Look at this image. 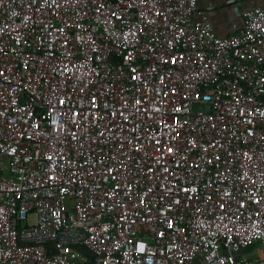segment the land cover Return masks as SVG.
I'll return each instance as SVG.
<instances>
[{
  "label": "built area",
  "instance_id": "built-area-1",
  "mask_svg": "<svg viewBox=\"0 0 264 264\" xmlns=\"http://www.w3.org/2000/svg\"><path fill=\"white\" fill-rule=\"evenodd\" d=\"M242 17L0 0V264H264V4Z\"/></svg>",
  "mask_w": 264,
  "mask_h": 264
},
{
  "label": "crops",
  "instance_id": "crops-1",
  "mask_svg": "<svg viewBox=\"0 0 264 264\" xmlns=\"http://www.w3.org/2000/svg\"><path fill=\"white\" fill-rule=\"evenodd\" d=\"M263 4L264 0H198L199 7L207 13L215 31L220 36L233 33L242 24L243 10ZM48 244L51 246L53 243ZM78 249L83 256L78 264H95V256L91 251L84 246H79Z\"/></svg>",
  "mask_w": 264,
  "mask_h": 264
},
{
  "label": "water",
  "instance_id": "water-1",
  "mask_svg": "<svg viewBox=\"0 0 264 264\" xmlns=\"http://www.w3.org/2000/svg\"><path fill=\"white\" fill-rule=\"evenodd\" d=\"M193 109L194 110H198L199 109V105L198 104H195L193 106ZM202 109L208 111V110H210V105L209 104H205V105L202 106Z\"/></svg>",
  "mask_w": 264,
  "mask_h": 264
},
{
  "label": "rangeland",
  "instance_id": "rangeland-1",
  "mask_svg": "<svg viewBox=\"0 0 264 264\" xmlns=\"http://www.w3.org/2000/svg\"><path fill=\"white\" fill-rule=\"evenodd\" d=\"M33 219V216L31 217ZM251 257L254 258L256 255L254 253V250L250 251Z\"/></svg>",
  "mask_w": 264,
  "mask_h": 264
}]
</instances>
